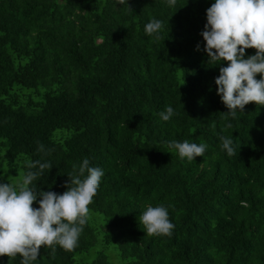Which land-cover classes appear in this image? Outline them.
I'll use <instances>...</instances> for the list:
<instances>
[{
    "label": "trees",
    "instance_id": "obj_1",
    "mask_svg": "<svg viewBox=\"0 0 264 264\" xmlns=\"http://www.w3.org/2000/svg\"><path fill=\"white\" fill-rule=\"evenodd\" d=\"M0 264H264V0H0Z\"/></svg>",
    "mask_w": 264,
    "mask_h": 264
}]
</instances>
